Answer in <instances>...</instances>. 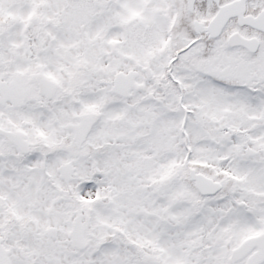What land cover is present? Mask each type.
<instances>
[{
  "label": "snow or ice",
  "instance_id": "obj_1",
  "mask_svg": "<svg viewBox=\"0 0 264 264\" xmlns=\"http://www.w3.org/2000/svg\"><path fill=\"white\" fill-rule=\"evenodd\" d=\"M0 264H264V0H0Z\"/></svg>",
  "mask_w": 264,
  "mask_h": 264
}]
</instances>
